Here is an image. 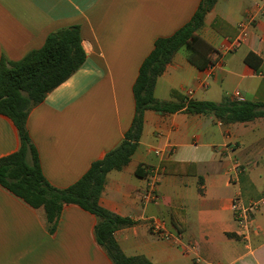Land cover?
Returning <instances> with one entry per match:
<instances>
[{"label":"crops","instance_id":"crops-1","mask_svg":"<svg viewBox=\"0 0 264 264\" xmlns=\"http://www.w3.org/2000/svg\"><path fill=\"white\" fill-rule=\"evenodd\" d=\"M200 3L0 0V59L18 61L50 33L80 26L84 64L27 122L53 186L74 185L121 143L136 113L133 85L142 62ZM217 19L225 36L213 28ZM197 34L212 47L209 62L200 68L182 47L158 78L155 97L170 101L177 90L197 100L264 102V0H219ZM250 53L261 71L246 61ZM19 147L16 125L0 114V157ZM152 171L157 198L146 200ZM235 198L259 203V232L250 240L239 235ZM99 203L133 221L114 234L127 256L154 264H264V117L223 123L214 114L147 110L136 151L123 169L108 172ZM156 221L169 237L154 231ZM97 223L95 214L69 204L50 232L43 207L0 185V264H113L96 239Z\"/></svg>","mask_w":264,"mask_h":264},{"label":"trees","instance_id":"trees-1","mask_svg":"<svg viewBox=\"0 0 264 264\" xmlns=\"http://www.w3.org/2000/svg\"><path fill=\"white\" fill-rule=\"evenodd\" d=\"M218 1L201 0L188 23L170 36L156 39L133 85L136 113L131 127L115 149L94 162L78 182L65 189L53 186L45 177L27 122L32 109L84 64L87 55L81 45L80 26L73 25L50 33L41 48L29 52L18 61L6 57L0 59V114L13 120L20 137L19 149L0 157V185L32 207H43L50 223V232L56 230L64 208L76 204L98 217L96 239L113 264H154L144 256H127L123 252L114 234L133 221L109 211L99 203L108 172L123 169L136 151L144 127L145 112L214 114L223 123L248 122L264 117V102L261 101L235 98L224 102L197 100L177 90L172 91L173 100L170 101H160L154 95L158 78L182 47L190 49V62L200 68L209 62L204 57L212 47L198 36L197 31ZM219 21L217 19L213 23V28L225 36ZM252 55L248 54L246 61L261 71L253 64ZM137 174L141 175L140 167Z\"/></svg>","mask_w":264,"mask_h":264},{"label":"built area","instance_id":"built-area-1","mask_svg":"<svg viewBox=\"0 0 264 264\" xmlns=\"http://www.w3.org/2000/svg\"><path fill=\"white\" fill-rule=\"evenodd\" d=\"M247 34L244 31V35ZM153 172V178L146 192L144 193V199L146 200H155L157 198L156 187H157V179L155 178V172ZM259 207L258 202H253L250 205H244L241 198H235L232 201L231 209L234 213L235 220L238 223V231L239 235L245 239L250 240L253 235L259 232V227L256 222V211ZM154 231L156 233L161 234L164 237H169L170 233H168L163 223L160 221L154 222Z\"/></svg>","mask_w":264,"mask_h":264}]
</instances>
